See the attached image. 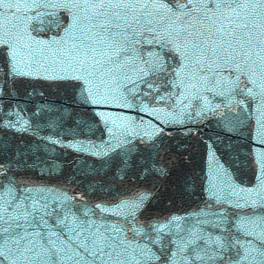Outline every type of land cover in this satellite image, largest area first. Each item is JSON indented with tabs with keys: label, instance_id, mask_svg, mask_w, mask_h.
Instances as JSON below:
<instances>
[{
	"label": "snow or ice",
	"instance_id": "6c2138e0",
	"mask_svg": "<svg viewBox=\"0 0 264 264\" xmlns=\"http://www.w3.org/2000/svg\"><path fill=\"white\" fill-rule=\"evenodd\" d=\"M53 24L55 36L32 35ZM0 49L11 76L81 81L91 103L124 99L141 86L159 92L157 81L181 104L215 88L264 100V0H0ZM257 180L225 192L234 207L252 209L237 214L235 235L184 229L160 255L149 245L163 228L139 243L140 228L92 208L74 210L68 198L0 183V264H159L162 257L163 264H264V165Z\"/></svg>",
	"mask_w": 264,
	"mask_h": 264
},
{
	"label": "water",
	"instance_id": "95a60500",
	"mask_svg": "<svg viewBox=\"0 0 264 264\" xmlns=\"http://www.w3.org/2000/svg\"><path fill=\"white\" fill-rule=\"evenodd\" d=\"M36 11L69 15L53 8ZM50 27L32 35L55 36L54 24ZM6 61L0 49V183L68 198L74 210L92 208L112 223L140 228L139 243L156 238L154 226L163 228L162 239L149 245L157 255L184 229L235 235L237 214L252 211L234 207L225 192L259 183L260 97L215 88L181 104L167 98L174 89L157 81L159 92L141 86L124 99L93 97L101 102L91 103L81 81L53 78L56 73L14 77ZM122 202L129 203L117 208ZM173 217L178 219L169 223Z\"/></svg>",
	"mask_w": 264,
	"mask_h": 264
}]
</instances>
